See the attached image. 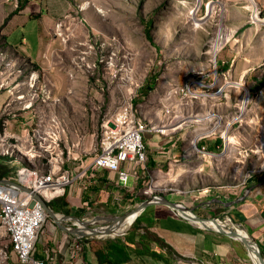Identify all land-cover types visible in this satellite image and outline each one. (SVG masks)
I'll use <instances>...</instances> for the list:
<instances>
[{
  "label": "rangeland",
  "instance_id": "rangeland-1",
  "mask_svg": "<svg viewBox=\"0 0 264 264\" xmlns=\"http://www.w3.org/2000/svg\"><path fill=\"white\" fill-rule=\"evenodd\" d=\"M24 10H31L29 16L35 17L28 19L26 25L12 28L16 16ZM259 10L257 14L264 19V5ZM254 14L255 1L251 0H0V90L14 86L15 78L31 90L26 100H33L31 92L35 89L38 96L29 110L36 112V123L47 121L52 115L61 119L65 135L62 146L70 160H94L99 152L103 120L115 113L126 98L132 99L137 115L150 125L162 124L175 113L201 116L200 120L185 118L182 129L172 133L185 137L182 147L177 144L176 151L184 156L173 167L174 173H167L168 168L159 173L154 166L148 167L139 181V197L130 209L122 210L119 216L96 214L86 222L71 219L73 228L78 227L77 221L86 227L113 224L123 214L135 212L147 198L165 195V190L160 189L164 185L185 190L182 194H166L174 199L184 197L191 207L208 190L238 187L261 168L264 83L257 91L253 88L264 82V22L255 20ZM39 18L44 24V44L38 65L30 62L20 47H7L6 39L14 45L24 38L28 53L37 55ZM221 23L228 34L214 53L213 42ZM9 30L12 36L6 38ZM34 71L39 75H31ZM31 76L37 78L35 88L30 85ZM11 80L13 83L8 84ZM192 81L198 83L190 85ZM188 88L199 94L190 96ZM244 101L242 113L240 106L245 105ZM208 113L214 117L208 119ZM220 118V126L199 137L196 144L193 142L197 134L214 128ZM26 132L27 129L20 133L24 144ZM149 133L164 136L160 132ZM217 138H222L223 143L218 145ZM203 146L207 152L202 156L197 148ZM12 160L11 171L4 178L15 177L22 165L41 167L38 159L31 162L26 157L21 164ZM93 166L103 169L94 162L90 168ZM82 174H88V170L83 169L79 177ZM208 213L216 215L213 211ZM215 218L230 220L227 214ZM80 236L115 238L95 233ZM5 244L11 247L3 229L0 245ZM247 259L254 264L251 255Z\"/></svg>",
  "mask_w": 264,
  "mask_h": 264
},
{
  "label": "crops",
  "instance_id": "crops-1",
  "mask_svg": "<svg viewBox=\"0 0 264 264\" xmlns=\"http://www.w3.org/2000/svg\"><path fill=\"white\" fill-rule=\"evenodd\" d=\"M254 1L255 8L263 7L264 0ZM45 11L43 8L42 19L46 17ZM20 13L16 16L17 20L12 28L26 25L28 19L35 17L29 16L31 10ZM13 20L14 18L10 22ZM42 27L44 24L41 22L37 55L28 53L24 38L20 44L14 45H9L6 39L7 47H20L30 62L39 65L41 56L43 57ZM10 34L12 36L9 30L6 38ZM33 73L39 75L36 71L31 75ZM14 81L15 88L7 85L5 89L0 90V114L3 108H10L9 104H12L11 115L4 117L3 120L8 121L9 133L20 134L26 130V126L30 127L35 123L36 112L24 107L30 100H17V96L22 93L27 95L31 90H26L23 81H17V78ZM9 83L13 81H8ZM184 138L179 134L160 136L146 133L145 142L149 158L147 169L154 166V169L161 173L168 168L167 173H174L173 167L181 163L184 156L183 152L176 151L179 147L177 144H183ZM213 146L214 144L210 145V149H213ZM92 162L93 159L90 157L70 160L67 168L70 169L72 176H76L75 180L69 185L65 195L47 202L55 217L52 218L47 211L48 216L34 250L35 257L43 260L44 264H252L247 259L249 252L247 250L246 254L245 244L243 245L240 239L203 228L161 204L151 205L145 209L137 217V227L129 229L122 236H115L111 240L81 238L70 229L75 225L71 219L86 222L96 214L119 216L122 210L130 209L135 199L139 197L137 196L140 191L139 181L145 176V171L140 167L137 175L134 173L130 176L128 186L123 187L117 172L98 169L95 166L90 168ZM83 169H87L88 174L79 177ZM208 191L209 193L202 194L204 197L200 196L191 203L194 212L202 217L213 216L209 215L208 211H213L217 216L227 214L235 223L245 227L259 244L264 255V164L238 187H220L214 192L212 189ZM171 197V200L187 204L184 197L177 199H174L173 195ZM164 243L172 250L169 254ZM10 261H13V264L19 262L12 251Z\"/></svg>",
  "mask_w": 264,
  "mask_h": 264
},
{
  "label": "built area",
  "instance_id": "built-area-1",
  "mask_svg": "<svg viewBox=\"0 0 264 264\" xmlns=\"http://www.w3.org/2000/svg\"><path fill=\"white\" fill-rule=\"evenodd\" d=\"M259 9L262 8L258 6L255 8L257 13L261 12ZM36 80V77L31 76L32 88L36 87ZM192 83L198 82L192 81L190 85ZM2 87L3 84L0 85V89ZM187 93L190 96H197L190 88ZM24 95L22 93L20 96ZM31 96L33 100L26 104L28 109L33 108L38 92L34 89ZM9 115L11 109L3 108L0 114V156H9L18 164L26 157L31 162L38 159L41 167L38 165L31 168L22 165L16 171L15 177H0V218L3 219L0 223V232L3 233L4 229L13 243L11 249L6 244L0 245V264H11L5 257L9 250L18 255L21 264H44L43 260L34 255L36 241L48 216L37 195L50 202L62 196L76 176H72L70 169L65 167L70 158L65 155L62 146L65 135L60 118L52 115L49 120L35 122L26 128L27 143L24 144L23 134L7 131L8 121L3 118ZM179 115L175 113L162 124L150 125V122L137 115L132 99L126 98L115 113L103 120L99 152L93 162L99 168L117 172L120 184L127 187L128 179L134 173L137 175L140 167L144 171L147 170L149 158L145 134L154 131L169 136L182 129L186 121L179 125L177 120ZM197 150L202 155L207 152L204 146ZM160 189L165 190L164 196L168 195L166 194L168 191L171 194H182L185 191L168 185Z\"/></svg>",
  "mask_w": 264,
  "mask_h": 264
},
{
  "label": "bare ground",
  "instance_id": "bare-ground-1",
  "mask_svg": "<svg viewBox=\"0 0 264 264\" xmlns=\"http://www.w3.org/2000/svg\"><path fill=\"white\" fill-rule=\"evenodd\" d=\"M251 1H254V0H251ZM84 7L86 8V7H88V3H85L84 4ZM211 7V6H210ZM254 19L255 20H257V21H260V22H264V19H262L260 16H259V14H257V13H255L254 14ZM227 32H228V30H227ZM226 32V27L224 26V23H221L220 24V27H219V30H218V35H217V37L215 38V40H214V42H213V47H212V51L214 52V53H216V51H217V49H219V47L221 46V44L223 43V41H225L226 40V35L228 34ZM229 32H230V30H229ZM240 83H237V84H235L236 86H238V87H240L241 85H239ZM43 92H45V91H43ZM199 93H196V95H198ZM20 96V95H19ZM19 96H17V99H25V97H26V95H24L23 97H21V98H19ZM245 98V101H247L248 100V93H246V96L244 97ZM30 101H32V100H30ZM244 101V103H245V105H243L242 104V106H240V108H242V113L244 112V110H243V107H244V109H245V106H246V102ZM26 106V104L24 105V107ZM27 108V107H26ZM208 116V119H211V118H213L214 117V115L212 114V113H208L207 114ZM197 117H194V115L193 116H191V117H187V116H184V115H180L179 117H178V121L179 122H184L185 121V118H188V120L187 121H192V120H197V119H199L200 120V115H196ZM221 123H222V121H221V118L219 119V121L217 122V124L215 125V127L214 128H211V130L209 131V132H202V133H199V134H197V137L193 140V142L196 144V142H197V139L199 138V137H201L202 135H204V134H206V133H210L213 129H215L216 128V126L218 125V126H220L221 125ZM179 125H181L180 123H178ZM231 124H232V122H231ZM166 126H168V124L166 125ZM225 135H226V133H225ZM225 140H226V136H225ZM128 181H130V178L128 179ZM66 193V192H65ZM65 193L64 194H62V196L63 195H65ZM149 207V206H148ZM148 207H146L145 209H147ZM144 209V210H145ZM143 210V211H144ZM142 211V212H143ZM141 212V213H142ZM140 213V214H141ZM125 217H123V220L120 222V224H115V225H113L112 227H109V225H111V224H108V225H101V226H99V228L98 229H95L94 231H92L93 233H95L96 235H100V236H103V237H114L115 235H116V233L117 232H123V231H125V230H127L132 224H133V222L137 219L136 218V216H137V211H135V212H133V213H130V214H128V215H124ZM2 218H0V223L2 222ZM231 220V221H230ZM230 220H227L226 222L224 221H218V224L216 225L213 221H206L205 222V224H207L208 226H213V227H215V228H217V226L219 225V226H226L229 230H235L236 232H238L241 236H244V237H251L250 236V234L245 230V229H243L242 227H240L238 224H235L234 222H233V220H232V218L230 217ZM77 224H78V226H79V228H80V230H83L82 232L80 231V230H78L77 228H73L72 226V230H74L77 234H79V235H85V234H90V235H92L93 233H90V230L87 228V227H89V226H85L84 224H82V223H80V222H76ZM97 228V227H96ZM80 231V232H79ZM115 234V235H114ZM11 243V242H10ZM11 246H13V243H11ZM255 247L254 248H252V247H250L249 248V253H250V255H251V257L253 258V261L254 262H256V264H259V261H258V258H257V256H256V254H255ZM11 251L12 250H9L8 251V253H7V255L5 256L6 257V259L7 260H10V258H11ZM13 252V251H12ZM13 253H15V252H13ZM16 254V253H15ZM16 256H17V258H18V260H19V262L20 263H22L21 261H20V259H19V257H18V255L16 254Z\"/></svg>",
  "mask_w": 264,
  "mask_h": 264
},
{
  "label": "water",
  "instance_id": "water-1",
  "mask_svg": "<svg viewBox=\"0 0 264 264\" xmlns=\"http://www.w3.org/2000/svg\"><path fill=\"white\" fill-rule=\"evenodd\" d=\"M22 188L27 189L24 187H22ZM37 197L42 201L45 210L48 211V213L52 216V218H54L55 216L52 214L51 210L49 209L47 202L40 195H37ZM155 204L165 205L168 208H170L175 214L181 216L182 218H184L186 220H190L192 222L198 223L203 228L215 230L217 232L223 233V234H225L229 237H232L234 239H236V238L240 239L243 242V244H245V247L248 250V252H249L250 247H252V248L255 247L254 250H255V254L258 258L259 264H264V256L262 254L261 248H260L259 244L252 237L241 236L238 232H236L235 230H229L226 226H219L218 225L217 228H215L213 226H208L207 224H205L206 221H213L217 225L218 221H222V220L215 218V217L199 216L197 213L194 212V208L187 206L183 202L171 200L170 198H168L164 195L159 196V197L153 196L151 198H147L146 200L142 201L141 204L135 210V211H137L136 218L140 215V213L146 207L151 206V205H155ZM125 215H128V214H125ZM123 217H125L124 214H123V216L120 217L119 220H117L113 224L109 225V227H112L115 224H120V222L123 220ZM67 218H70V217H67ZM98 228H99L98 226H89L88 227V229L90 230V233H93L92 231H94L95 229H98ZM129 228L123 232H120V233L117 232L115 236H122V235L126 234L127 231L129 230ZM77 229L80 230L79 226L77 227ZM80 231L82 232L83 230H80ZM248 255L250 256V253H248ZM253 263L256 264V262H254V261H253Z\"/></svg>",
  "mask_w": 264,
  "mask_h": 264
},
{
  "label": "trees",
  "instance_id": "trees-1",
  "mask_svg": "<svg viewBox=\"0 0 264 264\" xmlns=\"http://www.w3.org/2000/svg\"><path fill=\"white\" fill-rule=\"evenodd\" d=\"M150 28H148L147 30V35L149 36V33H150ZM263 80L261 82H259L257 84V86H255L253 89L254 90H259L261 88V86L263 85ZM216 143L218 145H220L221 143H223V140L222 138H217L216 139ZM10 160L11 158H7V157H4V156H0V177H3L4 175H7L10 171H11V168L9 167V163H10ZM13 161V160H12ZM137 222H138V219L135 221L134 225L131 227V229L137 227ZM164 246H166V249H167V253L169 254L172 250L170 248V246H168L167 244L164 243ZM156 253V252H155ZM154 253V254H155ZM263 254V253H262ZM160 257V256H158ZM165 258L168 260V257L165 256Z\"/></svg>",
  "mask_w": 264,
  "mask_h": 264
}]
</instances>
